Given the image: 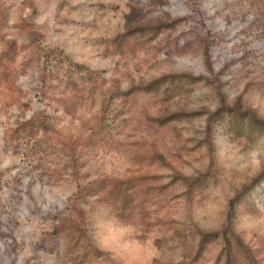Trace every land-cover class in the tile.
Returning a JSON list of instances; mask_svg holds the SVG:
<instances>
[{
    "label": "rangeland",
    "instance_id": "rangeland-1",
    "mask_svg": "<svg viewBox=\"0 0 264 264\" xmlns=\"http://www.w3.org/2000/svg\"><path fill=\"white\" fill-rule=\"evenodd\" d=\"M0 264H264V0H0Z\"/></svg>",
    "mask_w": 264,
    "mask_h": 264
},
{
    "label": "trees",
    "instance_id": "trees-1",
    "mask_svg": "<svg viewBox=\"0 0 264 264\" xmlns=\"http://www.w3.org/2000/svg\"><path fill=\"white\" fill-rule=\"evenodd\" d=\"M155 26H157V24H155ZM162 81L163 79L155 80L151 84L156 85L162 83ZM173 82H175V79H173ZM158 118L163 122L169 119L164 117H157V119ZM5 139L8 144H13L16 149L17 146L26 144L28 154L34 157L36 156L38 159L45 158L48 152H55L57 149L69 154L76 146V139L64 133L62 128L57 125L56 120L49 114L41 115L34 113L27 118H17L13 123L6 125ZM102 181H104V179ZM112 181L114 182V186L117 187L119 182L126 181V179L115 178V180ZM127 181L131 180L128 179ZM85 188L87 187H83V189ZM74 221L75 218L72 216L64 218V222L68 224L69 222L73 223L69 226L71 228L76 226L74 225Z\"/></svg>",
    "mask_w": 264,
    "mask_h": 264
}]
</instances>
